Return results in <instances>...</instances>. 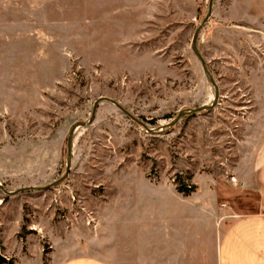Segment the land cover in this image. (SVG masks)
<instances>
[{
	"label": "rangeland",
	"instance_id": "rangeland-1",
	"mask_svg": "<svg viewBox=\"0 0 264 264\" xmlns=\"http://www.w3.org/2000/svg\"><path fill=\"white\" fill-rule=\"evenodd\" d=\"M210 1L0 0V254L12 264H138L169 237L217 264L229 225L263 210L238 175L264 136V0H215L204 25ZM199 30L220 98L167 128L215 100ZM98 102L68 179L26 190L65 175L70 127Z\"/></svg>",
	"mask_w": 264,
	"mask_h": 264
},
{
	"label": "crops",
	"instance_id": "crops-1",
	"mask_svg": "<svg viewBox=\"0 0 264 264\" xmlns=\"http://www.w3.org/2000/svg\"><path fill=\"white\" fill-rule=\"evenodd\" d=\"M261 34L259 37L264 40V34ZM259 99V112L264 115V93ZM238 178L244 186L256 192L263 210L237 217L222 235L214 257L217 264H264V136L253 156L250 170L239 174ZM169 239L162 245L161 252L139 255L138 264H207L208 247L205 251L192 246L186 248V242L178 237L170 245ZM49 264L109 263L94 256L77 255L62 263L51 261Z\"/></svg>",
	"mask_w": 264,
	"mask_h": 264
},
{
	"label": "water",
	"instance_id": "water-1",
	"mask_svg": "<svg viewBox=\"0 0 264 264\" xmlns=\"http://www.w3.org/2000/svg\"><path fill=\"white\" fill-rule=\"evenodd\" d=\"M214 1L215 0H211L210 4L208 5L209 6V11H208L207 18L204 20V25L208 22V19H210L211 16H212L213 8H214V6H213L214 5ZM199 32H200V30L197 32V34H196V36L194 38V41H193V51L196 54V56L198 57V59L201 61V64L203 66V70H204V73H205L207 79L211 82V84L215 88L214 89L215 90V100L212 103V105L210 104V106L206 105V106H202V107L197 108V109H190V110H185V111L180 112L176 119H174L170 124L165 126L167 128L174 127L185 116L192 115V114H195V113H199V112H202V111H211L218 104V101H219V98H220L219 88L217 87L213 76H211L212 74L209 71V67H208L207 62L204 60V58L202 57V55L200 54V52L198 50V39H199V34H200ZM99 104H100L99 102L95 104L94 110H93V113H92V117H91V119L88 122H78L75 125H73L72 127H70L69 137H68V141H67L68 153H67V160H66V173H65V175L60 180H58L57 182L51 184L48 187H45V188H31V189H26V190H47V189H51V188H56V187L60 186L64 181H66L68 179V177L70 176L71 167H72V156H73V152L72 151H73V148H74V138L73 137L75 136V133H76V131L79 128L88 127L89 125H91L94 122ZM114 104L117 105L120 109L123 110V108L121 106H119L117 103L114 102ZM128 116L133 121H135L139 125L143 126L149 132H153L152 130H149L147 128L146 124L141 122L139 119L131 116L130 114H128ZM13 194H15V193H13Z\"/></svg>",
	"mask_w": 264,
	"mask_h": 264
},
{
	"label": "trees",
	"instance_id": "trees-1",
	"mask_svg": "<svg viewBox=\"0 0 264 264\" xmlns=\"http://www.w3.org/2000/svg\"><path fill=\"white\" fill-rule=\"evenodd\" d=\"M0 264H12L11 261L7 260L4 256L0 254Z\"/></svg>",
	"mask_w": 264,
	"mask_h": 264
}]
</instances>
